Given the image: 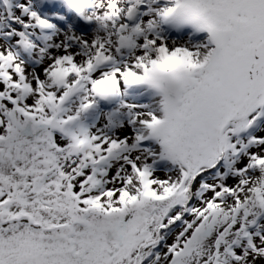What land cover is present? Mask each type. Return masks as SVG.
Masks as SVG:
<instances>
[{
  "label": "snow or ice",
  "instance_id": "1",
  "mask_svg": "<svg viewBox=\"0 0 264 264\" xmlns=\"http://www.w3.org/2000/svg\"><path fill=\"white\" fill-rule=\"evenodd\" d=\"M0 264H264V0H0Z\"/></svg>",
  "mask_w": 264,
  "mask_h": 264
}]
</instances>
